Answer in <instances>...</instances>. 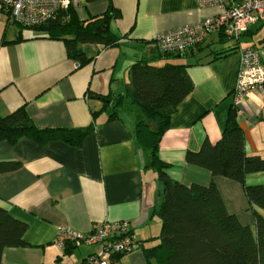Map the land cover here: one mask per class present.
I'll use <instances>...</instances> for the list:
<instances>
[{
  "label": "crops",
  "instance_id": "crops-1",
  "mask_svg": "<svg viewBox=\"0 0 264 264\" xmlns=\"http://www.w3.org/2000/svg\"><path fill=\"white\" fill-rule=\"evenodd\" d=\"M110 6L120 13L111 22L119 45L107 49L85 45L83 50L92 60L77 66L61 41L22 33V40L10 43L20 29L8 24L0 4V115L25 105L39 129L93 126L79 147L63 141L41 145L28 138L13 146L0 142V161L21 163L18 171L0 175V209L27 224L28 245L6 249L2 264H79L98 246L82 244L65 254V249L54 245L59 227L85 235L103 221H126L139 243L110 264H157L147 258L145 249L158 243L161 222L154 211L162 200V187L156 170L147 166L148 153L135 141L142 111L127 96L117 119L108 120L113 109L104 101L130 91L128 70L137 60L153 58L156 35L210 18L220 9L202 7L197 0H80L75 12L80 20H87ZM231 41L212 33L192 50L160 62L184 65L193 88L170 117L159 157L168 164L167 174L174 181L185 186L213 182L226 210L242 224L253 226L240 184L213 177L185 159L204 141L216 144L225 129L241 56L236 50L215 58L214 52L232 46L227 45ZM258 92L246 94L237 121L245 135L246 153L264 157V97ZM247 183H264V173L249 175Z\"/></svg>",
  "mask_w": 264,
  "mask_h": 264
},
{
  "label": "trees",
  "instance_id": "trees-1",
  "mask_svg": "<svg viewBox=\"0 0 264 264\" xmlns=\"http://www.w3.org/2000/svg\"><path fill=\"white\" fill-rule=\"evenodd\" d=\"M1 9L8 24H17L9 11ZM119 16L120 13L110 6L100 16L80 20L71 6L57 10L40 26H16L34 30L35 38L63 42L67 57L77 66H83L92 60V57H87L83 46L100 45L107 49L119 45V37L111 31L112 20ZM252 33L249 31L246 35ZM22 39V31L19 30L17 39L10 43ZM239 47L236 42L214 52V56H226ZM175 55L180 54L162 55L155 49L150 61H135L128 70L130 91L111 100L107 97L104 101L105 104L111 103L113 109L108 120L117 119V112L127 96L142 111L143 118L138 121L134 132L135 141L148 153L147 166L156 170L162 187V200L154 211L161 222L160 233L156 237L158 243L145 249V254L157 264H264V183H247L249 175L264 173V157L246 153L245 135L237 121V108L231 104L225 129L216 144L204 141L197 152H187L185 159L213 177L220 176L240 184L252 211L253 226L242 224L236 215L226 210L213 182L208 186H185L174 181L167 174L168 164L159 157V143L168 129L170 117L193 88L184 65L168 61L156 64L160 57L167 59ZM92 130V125L85 129H39L29 117L25 105L8 115H0V142L6 141L12 146L28 138L41 145L63 141L79 147ZM20 168V162L0 161V175ZM26 231L27 224L12 217L6 209H0V264L6 249L28 246L24 240ZM73 248L76 247L68 244L65 254Z\"/></svg>",
  "mask_w": 264,
  "mask_h": 264
},
{
  "label": "built area",
  "instance_id": "built-area-1",
  "mask_svg": "<svg viewBox=\"0 0 264 264\" xmlns=\"http://www.w3.org/2000/svg\"><path fill=\"white\" fill-rule=\"evenodd\" d=\"M202 7H217L220 12L210 18L160 33L154 38L157 52L162 55L183 54L197 47L212 33L238 43L240 37L255 27L264 25V0H197ZM12 19L24 27L44 24L60 9L76 8L80 0H0ZM264 45V43H261ZM264 49V46H262ZM241 61L237 82L232 92V105L237 108L246 94L257 89L264 92V50L255 45L239 47ZM70 244L98 246V251L87 256L79 264H110L117 256L137 249V243L126 221H103L92 226L88 234L75 233L67 227H59L54 240L58 249Z\"/></svg>",
  "mask_w": 264,
  "mask_h": 264
},
{
  "label": "rangeland",
  "instance_id": "rangeland-1",
  "mask_svg": "<svg viewBox=\"0 0 264 264\" xmlns=\"http://www.w3.org/2000/svg\"><path fill=\"white\" fill-rule=\"evenodd\" d=\"M17 25V24H15ZM19 27H16V29H18ZM258 29L253 31V34H251L250 36L244 35L242 37H240L238 44L240 47L244 48L248 45H252L254 44L255 46H257L260 50H264L262 49L261 43H264V25L257 27ZM22 33L26 34H35L36 32L32 29H28V28H19ZM248 34V33H247ZM236 43V41L232 40L231 42H228L227 45H232ZM162 59H165L164 57H160V60L156 61V64H160L161 61H163ZM262 59H264V57H262ZM162 65V64H161ZM258 91V90H257ZM260 97H264V93L258 92ZM261 108L264 107V100L261 99ZM249 213L252 215V211L249 210Z\"/></svg>",
  "mask_w": 264,
  "mask_h": 264
}]
</instances>
